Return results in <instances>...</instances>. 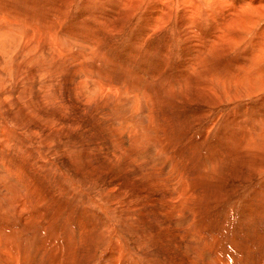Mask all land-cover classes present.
Returning <instances> with one entry per match:
<instances>
[{
    "label": "rangeland",
    "instance_id": "rangeland-1",
    "mask_svg": "<svg viewBox=\"0 0 264 264\" xmlns=\"http://www.w3.org/2000/svg\"><path fill=\"white\" fill-rule=\"evenodd\" d=\"M199 6L0 0V264H264V74Z\"/></svg>",
    "mask_w": 264,
    "mask_h": 264
},
{
    "label": "bare ground",
    "instance_id": "bare-ground-1",
    "mask_svg": "<svg viewBox=\"0 0 264 264\" xmlns=\"http://www.w3.org/2000/svg\"><path fill=\"white\" fill-rule=\"evenodd\" d=\"M118 1H120V0H118ZM204 1L206 2V3H204ZM120 3H122V2H120ZM225 5H224V4ZM229 3H230V5H229ZM119 4V3H118ZM126 4V3H125ZM199 4H200V6H202V7H205V8H207L208 6H209V8H211V9H213V7H215L216 5H218L219 7H224L226 10V12H227V10L228 9H231L232 11H234L233 13H232V15H233V17H232V19H229V17L230 16H226L225 17V13H223L222 11V13H223V15H224V18L221 20V22L219 23L221 26H223V29H224V27L227 25V26H229V25H233V27L232 28H234L233 29V31L231 32V33H229V34H225L226 33V31H224V30H222V31H224V32H220L219 30H220V27H218L217 29H218V31L221 33L220 35H222V37L223 38H228V39H231L232 41H234V42H236V43H241V42H243V40H247L246 42H252V45H251V48H250V51H248V58H246V56H245V58L247 59H245L243 62L244 63H246L247 64V66H245V67H250L253 71L252 72H250V71H247L245 74H243L242 76H240V74H239V71L240 72H242V69H239V70H237V72H238V74H237V78H235V80L238 82V81H242V80H245V81H249V82H251L255 77H257V76H260V78L262 77L261 75L262 74H264V61L262 62L261 60L262 59H264L263 57H264V26L263 27H261L258 31H256V34H255V30L257 29L256 28V25H257V23L259 24V20H258V18H264V0H248V1H246V0H232L231 2H228V1H226L225 0V2L223 1V0H215V3L214 4H211V3H209V0H199ZM121 5V4H120ZM119 5V6H120ZM164 5V4H163ZM229 5V6H228ZM162 6V5H161ZM199 6V7H200ZM124 7H125V5H124ZM128 7V6H127ZM229 7V8H228ZM121 8H123V7H121ZM126 8V7H125ZM201 8V7H200ZM218 8V7H217ZM133 9H134V7H133ZM137 9V8H136ZM193 9V8H192ZM196 10H200V9H197V8H195ZM215 9V8H214ZM213 9V10H214ZM69 10V9H68ZM143 10V9H142ZM220 10V9H219ZM224 10V9H223ZM216 11V10H215ZM229 11V13H230V10H228ZM169 12V11H168ZM214 12V11H213ZM213 12H211V13H213ZM217 12V11H216ZM216 12H214V14L216 13ZM7 13H8V11H7ZM194 13V12H193ZM217 13H219V12H217ZM228 13V12H227ZM228 13V14H229ZM191 14V13H190ZM208 14H210V11H207V14L206 15H208ZM235 14V15H234ZM2 15V14H1ZM4 15V14H3ZM166 15V17H167V15H169L168 13L167 14H165ZM198 15V14H197ZM203 15V14H202ZM217 15H219V14H216L215 16H217ZM222 15V14H221ZM231 15V16H232ZM256 15H257V19H256ZM6 16V15H5ZM4 16V17H5ZM8 16H10L9 14H8ZM8 16H6V18L8 17ZM158 16V15H157ZM194 16V15H193ZM210 16H211V14H210ZM10 17H12V16H10ZM131 17V16H130ZM159 17V16H158ZM165 17V18H166ZM196 17V16H195ZM198 17V16H197ZM196 17V18H197ZM2 18V17H1ZM13 18L16 20V16L14 17L13 16ZM13 18H11V19H13ZM128 18V17H127ZM171 18V17H170ZM202 18H203V16H202ZM219 18V17H218ZM2 19H4V18H2ZM13 19V20H14ZM130 19H132V17L130 18ZM153 19V18H152ZM155 19V18H154ZM162 19V18H161ZM164 19V18H163ZM192 19V18H191ZM206 19V18H205ZM1 20V19H0ZM17 20H18V22L19 23H21V22H23V20H21V18H20V16H18L17 15ZM160 20V19H159ZM158 20V21H159ZM193 20V19H192ZM204 20V19H203ZM4 22H5V20H3ZM165 21V20H164ZM177 21V20H176ZM218 21H220V19L218 20ZM17 22V21H16ZM15 22V23H16ZM166 22V21H165ZM168 22H169V19H168ZM168 22H167V24H168ZM184 22V21H183ZM205 22H207V21H205ZM9 24H11L12 26H15V24L13 25L12 23H11V21H9L8 22ZM226 23H228V24H226ZM6 24V23H5ZM4 24V25H5ZM22 24H24V23H22ZM159 24V23H158ZM187 24V23H186ZM203 24V23H202ZM217 24V23H216ZM180 25V24H179ZM6 26H8V25H6ZM5 26V27H6ZM10 26V25H9ZM112 26V25H111ZM187 26V25H186ZM4 27V26H3ZM11 27V26H10ZM10 27H7L8 29L10 28ZM150 27V26H149ZM148 27V28H149ZM215 27V26H214ZM216 27H217V25H216ZM229 27H231V26H229ZM228 27V28H229ZM14 28V27H13ZM164 28V27H163ZM183 28V27H182ZM5 29V30H4ZM7 29V30H8ZM11 29V28H10ZM0 30H4L5 31V33H9L7 30H6V28H3V29H0ZM151 30V29H150ZM176 30V29H175ZM190 30V29H189ZM216 30V29H215ZM214 30V31H215ZM229 30V29H228ZM249 30V33L247 32ZM7 31V32H6ZM153 31V30H152ZM217 31V30H216ZM230 31H231V29H230ZM251 31H254V33H252V35H254V37L251 39V40H248V39H250V38H247L248 37V35L250 34V32ZM12 32V31H11ZM3 34H4V32H3ZM170 34V33H169ZM173 34V33H172ZM243 34H247V37L245 38L244 36H243ZM28 35H30V34H28ZM170 36V35H169ZM212 36V35H211ZM215 36V35H214ZM56 38V37H55ZM172 38V37H171ZM212 38H215V37H212ZM4 39V38H3ZM26 39V38H25ZM58 39V38H57ZM216 39V38H215ZM215 39H213L214 41H215ZM218 39H219V37H218ZM230 40V41H231ZM27 41V40H26ZM229 41V42H230ZM225 43V42H224ZM227 43H228V40H227ZM226 43V44H227ZM216 44H220V43H215L214 44V46H216ZM237 44V45H238ZM194 45V44H193ZM210 45V44H209ZM211 45H213L212 43H211ZM229 45V44H228ZM228 45H227V47H228ZM231 45V44H230ZM4 46V45H3ZM220 46V45H219ZM226 46V45H225ZM239 46V45H238ZM237 46V47H238ZM212 47V46H211ZM232 47H233V45H232ZM210 48V47H209ZM208 48V49H209ZM221 48V47H220ZM224 48V47H223ZM225 49V48H224ZM30 50V49H29ZM223 50V49H222ZM225 50H227V49H225ZM72 51V50H71ZM237 51V50H236ZM66 52V51H65ZM209 52V51H208ZM91 53V52H90ZM225 53L227 54V52L225 51ZM250 53V54H249ZM202 54V53H201ZM213 55V54H212ZM199 56V55H198ZM65 58V57H64ZM244 59V58H243ZM194 62H196V61H194ZM67 63V62H66ZM201 63V62H200ZM39 64V63H38ZM242 65V64H241ZM240 65V66H241ZM244 65V64H243ZM238 66V65H237ZM239 66V67H240ZM245 67H241V68H245ZM245 70V69H244ZM246 71V70H245ZM235 73V72H234ZM242 74V73H241ZM224 79H225V77H224ZM222 80V81H226V80ZM220 81V80H219ZM224 82L222 83L223 84V86L225 85L224 84ZM228 82V81H227ZM230 82V81H229ZM229 82H228V84H229ZM241 83H243V82H241ZM221 84V85H222ZM235 84H236V82H235ZM235 84H234V86H235ZM84 85H86V84H84ZM232 85V84H231ZM217 86V85H216ZM229 86V85H228ZM238 86V85H237ZM81 87V86H80ZM226 87V86H225ZM76 88V87H75ZM94 88V87H93ZM213 88V87H212ZM218 88V87H217ZM211 89V88H210ZM210 89H208L209 91H211ZM214 89V88H213ZM224 89V88H223ZM229 89V88H228ZM95 90V89H94ZM233 90H234V88H233ZM233 90H231V91H233ZM236 90V89H235ZM262 90H264V85L262 86V87H260V89H259V91H262ZM83 91V90H82ZM98 91V90H97ZM216 91V90H215ZM230 91V90H229ZM228 91V92H229ZM108 92V91H107ZM208 92V91H207ZM213 92V91H212ZM217 92V91H216ZM228 92H225V93H228ZM234 92V91H233ZM237 92V91H236ZM179 93V92H178ZM231 93V92H230ZM235 93V92H234ZM208 94H210V92H208ZM239 94V93H238ZM88 95V94H87ZM90 95V94H89ZM169 95V94H168ZM202 95H203V93H202ZM211 95V98H212V94H210ZM214 95H215V92H214ZM218 95H220V94H218ZM99 96V95H98ZM208 96V95H207ZM222 96V95H221ZM106 97V96H105ZM171 97H173V96H171ZM204 97V96H203ZM206 97V96H205ZM241 97H243V96H241ZM209 98V97H208ZM207 98V99H208ZM213 98H216V97H213ZM218 98V97H217ZM222 98V97H221ZM235 98H236V96H235ZM223 99H225V98H223ZM237 99V98H236ZM102 100V99H101ZM234 100V99H233ZM108 101V100H107ZM218 102H219V99H218ZM221 102V101H220ZM224 102V101H223ZM214 103H216V101L214 102ZM219 104V103H218ZM104 105V104H103ZM133 119V118H132ZM153 119V118H152ZM148 120V119H147ZM254 124V123H253ZM263 128V127H262ZM2 138V137H1ZM144 139V138H143ZM135 140V139H134ZM6 146H8V145H6ZM39 158V157H38ZM239 161V160H238ZM249 169V168H248ZM175 182V181H174ZM171 192V191H170ZM182 193H183V191H182ZM102 196V195H101ZM101 198V197H100ZM99 198V199H100ZM108 201V200H107ZM181 203H183V202H181ZM187 203V202H186ZM186 203H184L185 205H187ZM235 203V202H234ZM180 204V203H179ZM184 206V205H183ZM176 209V208H175ZM172 211V210H171ZM192 218V217H191ZM194 218V217H193ZM192 218V220H194ZM187 222V221H186ZM189 222V221H188ZM77 223V222H76ZM191 223V222H190ZM192 224V223H191ZM190 226V225H189ZM144 227V226H143ZM192 230V229H191ZM7 241V240H6ZM95 247V246H94ZM11 250V249H10ZM7 252V251H6ZM120 254V253H119ZM88 255V254H87ZM116 256H118V255H116ZM74 258V257H73ZM58 259V258H57ZM82 260V259H81ZM5 261V260H4ZM3 261V262H4ZM55 261H57V260H54V262ZM120 261V260H119ZM16 263V262H15ZM56 263V262H55ZM52 264H54V263H52ZM88 264V263H87Z\"/></svg>",
    "mask_w": 264,
    "mask_h": 264
},
{
    "label": "snow or ice",
    "instance_id": "snow-or-ice-1",
    "mask_svg": "<svg viewBox=\"0 0 264 264\" xmlns=\"http://www.w3.org/2000/svg\"><path fill=\"white\" fill-rule=\"evenodd\" d=\"M209 3L214 4L215 0H209Z\"/></svg>",
    "mask_w": 264,
    "mask_h": 264
}]
</instances>
